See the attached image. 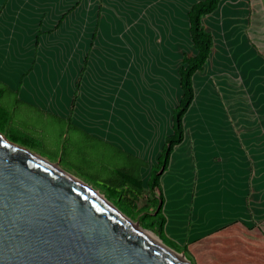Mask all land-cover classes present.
<instances>
[{
	"label": "crops",
	"instance_id": "1",
	"mask_svg": "<svg viewBox=\"0 0 264 264\" xmlns=\"http://www.w3.org/2000/svg\"><path fill=\"white\" fill-rule=\"evenodd\" d=\"M197 1L0 0V99L12 97L18 123L55 121L63 140L70 131L138 162L135 176L109 180L143 191L171 133L181 58L195 54L186 12ZM255 3L220 0L201 19L212 46L159 178L163 234L190 264H264V92L215 46L235 27L245 38ZM9 119L0 107L1 131L12 130Z\"/></svg>",
	"mask_w": 264,
	"mask_h": 264
},
{
	"label": "water",
	"instance_id": "2",
	"mask_svg": "<svg viewBox=\"0 0 264 264\" xmlns=\"http://www.w3.org/2000/svg\"><path fill=\"white\" fill-rule=\"evenodd\" d=\"M71 178L0 134V264H179Z\"/></svg>",
	"mask_w": 264,
	"mask_h": 264
},
{
	"label": "rangeland",
	"instance_id": "3",
	"mask_svg": "<svg viewBox=\"0 0 264 264\" xmlns=\"http://www.w3.org/2000/svg\"><path fill=\"white\" fill-rule=\"evenodd\" d=\"M259 2L261 8L259 14L257 13L259 6L256 0L254 6H250L248 16L244 18L245 23L242 25V32L245 38L238 29L240 27H235V29L233 28V34L228 40L216 41L215 46L222 48L229 56L227 58L230 61H228L230 67L242 66L246 82L253 83L256 81V84L259 82L262 84L261 92H264V0H259ZM172 27L174 30V26ZM173 30L170 33L171 38L174 37V34H172ZM12 101V97L8 95H4L0 99V107L8 112L10 118L9 127L12 129L8 133L0 130V134L3 133L4 136L1 135L6 137L5 139L8 142L20 147L23 146L25 147L24 149L46 159L50 163L58 161L63 168L58 166L60 169L71 173L72 176L75 175V178L99 192L117 212L123 215L115 203L107 198L112 190H117L116 186L119 183L117 182L114 187V185L110 186L105 181L109 180V178H114L115 172L121 170L131 176H135L139 165L138 162L126 158L109 147L93 144L91 140L86 141L80 136L78 137V134L70 131L67 132V138L63 140V127L55 121L44 120L40 122V118L28 117L25 121L18 123L20 121L19 113L13 112ZM15 128L18 131H15ZM117 180L121 181L119 178H116ZM142 192L137 206H147L146 212L152 214L153 207L149 204L151 197L146 193V188L143 187ZM127 219L141 226L137 218L134 220ZM142 229L158 239L150 229ZM176 253L182 255L190 264L186 252L185 256L182 252Z\"/></svg>",
	"mask_w": 264,
	"mask_h": 264
},
{
	"label": "trees",
	"instance_id": "4",
	"mask_svg": "<svg viewBox=\"0 0 264 264\" xmlns=\"http://www.w3.org/2000/svg\"><path fill=\"white\" fill-rule=\"evenodd\" d=\"M219 1L200 0L191 4L186 12L187 33L190 47L195 54L192 57L183 55L181 58V65L177 70L181 94L178 104L171 112V133L165 137L160 155L156 160V164L150 168V175L145 183L146 193L151 197L149 204L153 207V213L146 212L147 206H137V202L142 195V189L139 185L118 184L116 186L117 190H112L107 197L115 203L124 216L132 220L137 218L141 228L150 229L163 245L175 252H182L184 256L185 249L177 247L163 234L164 218L161 215L163 198L159 178L167 168L169 155L173 147L183 139L182 119L193 99L191 77L195 72L203 70L212 46L211 36L209 32L203 29L201 19L214 12ZM159 170H161L160 173H158ZM114 182V180H108L107 183L115 187ZM158 202L160 205L157 208ZM187 259L189 261V258Z\"/></svg>",
	"mask_w": 264,
	"mask_h": 264
},
{
	"label": "bare ground",
	"instance_id": "5",
	"mask_svg": "<svg viewBox=\"0 0 264 264\" xmlns=\"http://www.w3.org/2000/svg\"><path fill=\"white\" fill-rule=\"evenodd\" d=\"M148 2V1H147ZM164 6V5H163ZM119 7V6H118ZM165 7V6H164ZM127 8V7H126ZM116 9V7H115ZM184 10V9H183ZM243 13L239 12L237 9L235 11V14L234 15H242ZM124 15V14H123ZM130 15V14H129ZM127 17V16H126ZM155 17V16H154ZM106 19V18H105ZM172 20V19H171ZM174 20V19H173ZM172 20V21H173ZM175 22V20H174ZM173 22V23H174ZM144 23V22H143ZM104 24V22H103ZM112 24V23H111ZM110 24V25H111ZM170 25V24H169ZM105 26V25H104ZM141 26V25H140ZM171 26V25H170ZM173 26V24H172ZM171 26L172 30H173V27ZM232 26V25H231ZM230 26V27H231ZM107 27V26H105ZM113 27V26H112ZM111 27V28H112ZM137 27V26H136ZM119 28V27H118ZM131 28V27H130ZM141 28V27H139ZM159 28V27H158ZM170 28V29H171ZM241 28V27H240ZM240 28H238L240 30ZM107 29V28H106ZM219 29V28H218ZM231 29V28H230ZM235 29V28H234ZM237 29V28H236ZM140 30V29H139ZM160 30V29H159ZM176 30V29H175ZM175 30H173L174 32H172V34L175 35ZM237 30V31H239ZM112 31V30H111ZM147 31V30H146ZM236 31V32H237ZM167 32V30L165 31ZM235 32V33H236ZM161 33V32H160ZM234 33V34H235ZM149 34V33H148ZM151 34V33H150ZM179 34V33H178ZM223 34V33H222ZM156 35V34H155ZM237 35H239L237 33ZM151 36V35H150ZM177 36V35H176ZM236 36V35H235ZM161 37L163 38L162 34H161ZM187 37V36H186ZM237 37V36H236ZM239 37V36H238ZM149 38V37H148ZM161 38V39H162ZM181 38V37H180ZM138 39V38H137ZM241 39V38H240ZM243 39V38H242ZM172 40V39H170ZM239 40V39H237ZM225 41V40H223ZM235 41V40H234ZM243 41V40H242ZM241 41V42H242ZM141 43V42H140ZM237 43V42H236ZM169 44L168 42L166 43V45ZM171 45V44H170ZM169 45V47H170ZM162 46V45H161ZM160 46V47H161ZM164 46V45H163ZM168 46V45H167ZM162 49L164 47H161ZM172 49V47H170ZM246 48V47H244ZM242 48V49H244ZM173 50V49H172ZM240 50V49H239ZM164 51H167L168 50H164ZM163 51V52H164ZM239 52V51H238ZM238 54V53H237ZM174 55V54H173ZM177 56V55H176ZM175 56V57H176ZM250 56V55H249ZM171 57V56H169ZM216 57V56H215ZM236 57V56H235ZM161 58V56H160ZM174 58V57H172ZM163 58H161L162 60ZM166 60V59H164ZM235 61V60H234ZM166 62V61H165ZM154 63V62H153ZM168 63V62H167ZM160 65V63H159ZM163 65V64H162ZM164 66V65H163ZM238 66V65H237ZM166 67V66H164ZM239 67V66H238ZM237 69V68H236ZM161 71V70H160ZM166 78V77H165ZM167 79V78H166ZM174 79V78H173ZM172 79V80H173ZM171 80V81H172ZM175 80V79H174ZM173 80V82H174ZM177 81V80H176ZM223 81V80H221ZM172 85V84H171ZM176 88V87H175ZM72 182H74V184H76L77 186H79L80 188H82V190H84L91 198H93L97 203H99L102 207H104L107 211H109L111 214H113L117 220L121 223V225L124 227V229L129 232V233H132L134 235H136L137 237H139L140 239H142L143 241L149 243L150 245H152L154 248L164 252L165 254H167L168 256H170L175 262L179 263V264H188L186 262V260L184 259V257L176 252H174L173 250H171L170 248L166 247L165 245H163L158 239H156L154 236H152L151 234H149L148 232L144 231L138 224L136 223H132L131 221H129L126 217H124L123 215H121L119 212H117L113 207L112 205H110V203L99 193L97 192L96 190H94L92 187H90L89 185L85 184L84 182L76 179V178H71Z\"/></svg>",
	"mask_w": 264,
	"mask_h": 264
}]
</instances>
